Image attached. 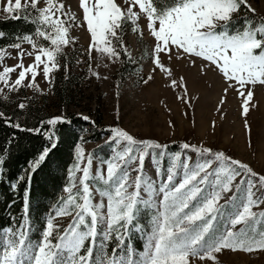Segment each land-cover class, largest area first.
Masks as SVG:
<instances>
[{"label":"snow or ice","instance_id":"6c2138e0","mask_svg":"<svg viewBox=\"0 0 264 264\" xmlns=\"http://www.w3.org/2000/svg\"><path fill=\"white\" fill-rule=\"evenodd\" d=\"M78 8L82 10V21L64 0H6L4 12L34 27L32 32L17 37V42L0 48V94L5 89L8 93L23 88L42 91L37 83L41 73L51 85L52 73L60 67L58 57L78 39L70 35L74 28L87 32L90 42L86 52L90 61H98L97 68L108 66L105 59L116 63L121 54L132 60L124 35L130 27L133 34L143 38L138 23L142 18L155 42L150 55L153 67L146 78L142 77L143 84L153 81L159 70L170 79L167 87L182 90L177 99L191 106L185 77L172 78L173 70L163 59L166 57L169 63L173 59L187 61L188 67L197 68L201 75L215 73L227 84L218 112L232 89L243 97L245 117L253 99L249 86L264 85V17L259 22L250 18L249 14L257 11L250 0H78ZM241 17L243 25L236 27ZM25 43L31 45V51L22 47ZM8 48L17 49L16 55L12 56ZM26 55L34 57L27 66L23 62ZM6 58L19 62L8 66L4 64ZM89 71L101 78L91 64ZM0 98L6 100L8 96ZM17 107L22 111L28 105L20 102ZM81 118L95 123L88 116ZM0 119L9 127L35 134H42L45 123L50 126L43 133L49 145L28 162L15 183H10V189L16 192L20 183L30 185L33 174L56 148L55 126L70 121L56 116L41 121L40 127L24 129L2 111ZM244 126L250 131L247 120ZM108 131L111 135L105 142L113 146L112 154L98 159L95 172L94 153L85 156L82 144L75 145V163L68 169L69 183L63 188L67 196L59 198L36 241L29 236L30 190L25 188L22 222L15 228H0V264H218L216 254L226 249L264 251V210L253 211L264 204V175L223 151L202 145L180 146L196 154L193 161L187 152L169 154L167 145L138 140L121 128L111 127ZM146 158L151 159L156 179L146 171ZM5 163L4 153L0 152V177ZM77 173L81 174L78 178ZM142 209L155 211L145 232L143 251L136 253L128 247L126 237L132 229L143 231L138 223ZM59 217L72 219L60 229L55 223ZM111 239L117 247L109 256L104 241ZM121 251L123 256H119Z\"/></svg>","mask_w":264,"mask_h":264},{"label":"rangeland","instance_id":"374dc122","mask_svg":"<svg viewBox=\"0 0 264 264\" xmlns=\"http://www.w3.org/2000/svg\"><path fill=\"white\" fill-rule=\"evenodd\" d=\"M64 2L66 7L71 5L72 11L76 12L82 21V10L78 8V0H64ZM250 2L257 10L255 14H250L251 18L257 22L264 17V0H250ZM5 4L6 0H0V18L9 17V14L2 10ZM138 23L144 31L143 38L133 34L130 27L124 35L132 60L121 54L120 60L116 63H110L105 59L104 63L108 66L101 65L99 68L96 67L98 61L95 59L90 61L87 55L86 49L90 42L87 32L85 29L74 28L70 35L78 39L75 45L64 48L63 55L58 57L60 67L52 73L54 77L52 84L46 83L41 73L37 77V83L42 91L23 88L18 93H8L5 89L0 97L6 94L8 99L0 98V108L11 109L17 107L18 103L24 102L30 107H40L50 118L56 116L67 118L70 115L77 118L79 123L82 122L78 125V131L83 137L79 143L85 150V156L90 152L94 153L93 172L97 168L98 159L112 154L113 146L105 141L111 135L108 129L118 127L138 140L177 144L178 147L183 143H189L223 151L228 156L248 164L256 173L264 175V85L249 86L253 91V99L246 117L242 115L243 97L232 89L228 90L225 104L218 112L217 106L224 95L223 89L227 87L223 78L212 72L201 75L197 68H189L187 61L173 59L169 63L164 57L165 65L173 70L172 78L178 79L184 76L186 79L191 104L187 106L177 99L178 95H182V90L177 88L173 91L171 87H167L170 79L159 70L154 73L153 81L147 85L142 83V77L146 78L153 67L150 55L155 42L146 30V20L142 18ZM22 47L26 51L32 50L31 45L27 43ZM7 51L15 56L18 50L8 48ZM95 55L93 53V56ZM33 59L34 57L26 55L23 58L25 66L31 64ZM18 62V59L13 58L4 60V64L8 66ZM89 64L93 70L99 72L100 79L91 75ZM18 71L19 69L17 73L12 74L13 80ZM0 87L3 85L0 84ZM81 116H88L95 123L84 121ZM245 120L250 131L245 129ZM213 121L215 127L212 126ZM92 126H102L107 132L101 133L97 139L92 138L89 132V127ZM177 152H187L193 161L197 159L194 152L181 147L170 154ZM163 162L166 168L168 161ZM145 168L147 173L156 179V170L150 158H146ZM80 175L77 173V178ZM132 175L135 176V173ZM239 179L238 177L236 183ZM63 194L67 196V193L63 192ZM227 195L230 196L232 193ZM96 199L98 200L99 197ZM220 203L223 204L224 200ZM262 210L264 204L253 208L255 212ZM152 211L154 212L155 209ZM71 219V217H59L55 223L63 229ZM108 241L113 242L114 239ZM100 242L101 238L98 237L97 244L99 245ZM114 244L116 245L113 248L117 247L116 241ZM112 249L106 252L109 256L112 254ZM132 249L136 252L134 248ZM142 251L143 249L136 253ZM216 255L218 264H264V251L246 253L226 249ZM119 256H123V251ZM206 264L213 262L207 261Z\"/></svg>","mask_w":264,"mask_h":264},{"label":"trees","instance_id":"16d2710c","mask_svg":"<svg viewBox=\"0 0 264 264\" xmlns=\"http://www.w3.org/2000/svg\"><path fill=\"white\" fill-rule=\"evenodd\" d=\"M249 16L251 18L250 14ZM243 21L244 17H241L237 21L236 27H241ZM259 21L257 20V22ZM33 27L24 19H12L10 16L0 18V48L17 42V37L32 32ZM0 111L4 112L5 117H12L15 122L20 123L24 129L40 127L41 121L50 119L46 111L40 107H30L29 105L22 111L16 106L11 109L0 108ZM66 120L70 123H60L55 126L57 146L33 174L30 185L20 183L18 190L13 192L10 189V183H15L16 178L28 167V162L36 158L49 145V141L43 133L50 126L45 123L41 128L42 134H35L9 127L4 119H0V152L4 153L6 160L4 174L0 177V228H15L18 223L22 222L20 218L24 215L22 211L24 192L25 188L28 187L30 196L27 215L29 223L32 225L29 236L33 240L39 239L43 225L48 216L54 214L53 210L59 203V198L66 196L63 194V188L68 183V169L75 163L74 147L81 141L82 137L78 131V125L82 122L79 123L77 118L71 115ZM106 130L102 126L89 127L90 136L95 139L101 133H106ZM161 145L168 146L166 151L169 154L180 148L177 144ZM152 213V209H142L138 223L143 231L132 229L126 237L128 246L134 248L136 252L143 249L144 236L150 228ZM114 243L115 239L113 242L104 241L105 252L111 250L116 245ZM87 247L88 242L85 243V249ZM81 254H84L83 250Z\"/></svg>","mask_w":264,"mask_h":264}]
</instances>
